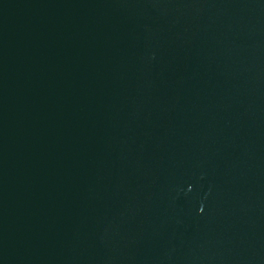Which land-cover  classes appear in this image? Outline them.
Returning a JSON list of instances; mask_svg holds the SVG:
<instances>
[{
  "label": "water",
  "instance_id": "obj_1",
  "mask_svg": "<svg viewBox=\"0 0 264 264\" xmlns=\"http://www.w3.org/2000/svg\"><path fill=\"white\" fill-rule=\"evenodd\" d=\"M0 264H264V0H0Z\"/></svg>",
  "mask_w": 264,
  "mask_h": 264
}]
</instances>
